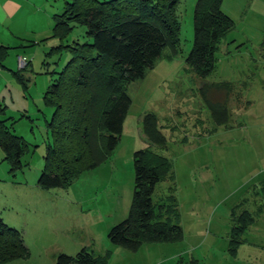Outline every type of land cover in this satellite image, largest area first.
Wrapping results in <instances>:
<instances>
[{
    "label": "rangeland",
    "instance_id": "rangeland-1",
    "mask_svg": "<svg viewBox=\"0 0 264 264\" xmlns=\"http://www.w3.org/2000/svg\"><path fill=\"white\" fill-rule=\"evenodd\" d=\"M42 2L36 7L41 12L31 10L20 23L38 31L40 36L26 38L37 43L9 49L2 62L10 70L7 92L0 96L6 106L2 116L10 118L8 125L14 119L13 132L29 145L14 174L0 149V216L20 232L28 254L0 264H55L60 253L73 256L84 249L99 264H264V0L221 1L233 27L220 37L215 67L206 77H198L185 62L198 0H179L180 45L177 51L166 47L143 77L126 86L131 104L114 151L73 182L49 188L37 184L49 138L46 121L53 113L43 95L56 77L52 71L63 67L70 52L46 53L60 42L89 38L83 24L69 21L67 38L41 42L65 7V0ZM20 57L27 63L23 69ZM17 70L23 81L12 74ZM208 84L215 85L207 93L209 101L227 103L225 124L210 115L201 92ZM148 112L158 120L164 148L144 133L142 118ZM139 149L169 161V176L156 184L152 199L174 196L181 231L171 242L144 237L136 248H127L112 243L108 233L129 214L133 154ZM242 210L254 223L232 236V213ZM231 238L238 241L233 252Z\"/></svg>",
    "mask_w": 264,
    "mask_h": 264
},
{
    "label": "trees",
    "instance_id": "trees-1",
    "mask_svg": "<svg viewBox=\"0 0 264 264\" xmlns=\"http://www.w3.org/2000/svg\"><path fill=\"white\" fill-rule=\"evenodd\" d=\"M179 0H65L63 13L54 15L52 33L41 40L67 38L69 21L85 26L84 42L62 43L46 54L70 52L63 67L43 95L46 106L53 108L46 121L49 138L45 142L44 163L37 184L42 188L63 187L83 171L102 163L116 148L131 100L126 86L144 76L147 68L163 55L166 47L177 51L180 45L179 22L175 15ZM222 0H198L194 14L193 46L185 58L189 69L198 77L209 75L216 62L217 43L233 27L232 20L220 9ZM24 42H29L24 39ZM32 42L17 47L36 44ZM0 45V66L11 48ZM27 65L24 64L22 69ZM23 81L20 70L13 71ZM215 85L202 87L212 119L216 124L228 120L225 100L209 101L208 92ZM6 106L0 103V149L3 160L13 174L23 166L21 158L28 143L13 132L9 117H3ZM143 130L155 145L166 147L156 116L150 112L142 118ZM134 188L129 214L108 233L109 240L127 248H136L147 237L171 242L180 233L175 198L169 194L162 202H153L158 182L169 176L170 163L149 150L133 154ZM172 188V187H170ZM235 223L230 233L239 236L254 223L248 210L232 213ZM233 220V221H234ZM230 251H234L230 239ZM28 254L20 232L7 225L0 216V263L25 258ZM55 264H99L90 251L75 255L60 253Z\"/></svg>",
    "mask_w": 264,
    "mask_h": 264
},
{
    "label": "crops",
    "instance_id": "crops-1",
    "mask_svg": "<svg viewBox=\"0 0 264 264\" xmlns=\"http://www.w3.org/2000/svg\"><path fill=\"white\" fill-rule=\"evenodd\" d=\"M40 1L47 3V0H0V45L17 47L20 44L19 41L26 39L27 36H40L38 31L30 30L27 26L20 24L31 10H38L36 7H42L39 6ZM38 11L41 12V10ZM9 71L0 66L1 97L4 96V92H7V82L10 80ZM260 207L258 205V208Z\"/></svg>",
    "mask_w": 264,
    "mask_h": 264
},
{
    "label": "built area",
    "instance_id": "built-area-1",
    "mask_svg": "<svg viewBox=\"0 0 264 264\" xmlns=\"http://www.w3.org/2000/svg\"><path fill=\"white\" fill-rule=\"evenodd\" d=\"M19 62H20V64H24V62H25V58L23 57V58H19Z\"/></svg>",
    "mask_w": 264,
    "mask_h": 264
}]
</instances>
